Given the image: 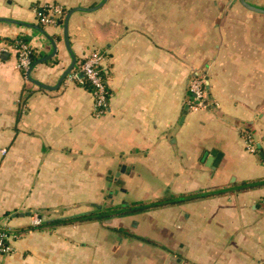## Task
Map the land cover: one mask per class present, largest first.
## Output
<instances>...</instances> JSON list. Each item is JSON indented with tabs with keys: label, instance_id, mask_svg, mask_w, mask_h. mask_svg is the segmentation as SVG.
I'll list each match as a JSON object with an SVG mask.
<instances>
[{
	"label": "crops",
	"instance_id": "obj_1",
	"mask_svg": "<svg viewBox=\"0 0 264 264\" xmlns=\"http://www.w3.org/2000/svg\"><path fill=\"white\" fill-rule=\"evenodd\" d=\"M102 1L0 0V40L22 38L39 59L55 42V56L34 67V80L54 88L71 52L77 68L102 52L110 92L109 111L96 116L92 92L70 78L73 71L47 90L17 69L15 51L0 52V219L14 211L5 222L26 232L1 264H106L93 261L91 244H100L101 255L122 230L95 228L101 220L45 223L101 206L114 166H126L114 184L135 180L148 191L147 172L170 193L160 197L158 188L152 203L165 205L143 209L147 222L135 223V264H264V21L230 0L226 7L175 0L168 11L156 1L107 0L71 15V52L66 17L38 28L46 4L70 11ZM173 14L183 21L170 20ZM208 64V109L216 113L194 116L191 84ZM243 131L257 153L247 150ZM213 152L221 155L216 169L206 165ZM194 194L202 197L178 201ZM25 213H38L45 225L30 231L35 219Z\"/></svg>",
	"mask_w": 264,
	"mask_h": 264
},
{
	"label": "rangeland",
	"instance_id": "obj_2",
	"mask_svg": "<svg viewBox=\"0 0 264 264\" xmlns=\"http://www.w3.org/2000/svg\"><path fill=\"white\" fill-rule=\"evenodd\" d=\"M148 2H154L156 1L157 4L159 5H163L165 7V9L168 11L173 10L175 7V0H145ZM163 1V2H162ZM212 1V0H211ZM211 1L207 2L206 0H203V2L205 4L207 3H211ZM248 1V0H247ZM252 2H257L259 5L264 6V0H249ZM188 2L191 3L190 0H188ZM216 2H219L221 7H226V5L232 3L234 5L236 4H240L239 0H230L227 2V0H216ZM252 2H248L251 5L257 6V4L252 3ZM151 3V4H152ZM244 7V6H243ZM258 7V6H257ZM245 8V7H244ZM246 11L250 12L247 8H245ZM167 13V12H166ZM257 18H261L262 21H264V14L262 13H254ZM171 15V14H170ZM171 19L170 20H175V21H179L180 19L177 18V14H173L172 16H170ZM216 19L218 18L226 20L224 18L221 17V15H219V17H215ZM214 18V20H215ZM243 19V18H241ZM186 20V19H184ZM180 21H183L180 20ZM263 25V24H262ZM210 65L208 64L207 67L204 66V68H201L198 70V74H199V78H201L202 80L205 79L207 80L208 74H210ZM197 77V76H196ZM195 80V79H194ZM193 80V81H194ZM193 83V82H192ZM192 85V84H191ZM210 97L208 94V108H210L211 106V102H210ZM208 108H201L197 111L192 110V114L194 116L200 114L201 112H210V113H216V111H213L211 109ZM121 160H119L120 162ZM117 166H114L112 169V172L107 174L106 180L104 181V187H103V191H102V197L100 198V202L98 203V205L103 206L102 209H98L94 206L91 207V213H98L101 210L102 211H106V210H111V209H118V212H125L127 213L128 210L126 211L125 209L122 210V208L124 207H128L130 209L139 207V206H144L147 205V203H152L154 202V196L153 193L156 191H159L158 188L161 189V191L159 192L160 197H164V196H168L169 193V189L164 187L162 184H160L157 180H155L153 178L152 175H150L149 173L145 172L144 174L141 173L142 175H144L145 180H149L151 185L154 187H151L150 190H142V189H138L135 188V180H130L128 185H125V188H123L122 183L117 182L116 184H114L113 180H117V175L119 173V171H117ZM137 172H139V168H137L136 170ZM122 177V176H121ZM119 179V177H118ZM122 180V179H121ZM119 181V180H118ZM127 188H130L129 192H127ZM122 190L123 193L120 191ZM126 191V192H125ZM117 192V195L113 197V201H110V199L108 198L109 194H113ZM112 203V207L109 209H107V205ZM85 207L86 209H90V206H82ZM14 211L8 212L6 213L3 218L0 219V223L7 221L8 219L12 218V213ZM114 213L113 211L110 212ZM18 214V213H17ZM37 214L38 213H33L31 216L34 217L35 222L37 220ZM125 215V214H124ZM147 213H145V210H132L130 213L127 214L126 219L123 220H117L115 221V218H117L116 216L121 217L123 216V214L121 215H116V216H110V217H106L103 218L99 223V225H93L95 228H105L109 231L110 234V228H117L119 230H122L123 232L121 234H114V236H109L111 240H113V242H115V244L108 242V245H106L105 247L102 246V254L100 255L99 253V249H100V244L94 245L91 244V257L93 258V261H104L106 264H135V223L140 222V224H145L147 221ZM123 218V217H121ZM110 219H113L112 223L109 222H105L108 221ZM127 220V222H129L130 226H131V230H129V227L127 225H125V221ZM35 223H33L34 226ZM41 225V223H40ZM39 226V225H38ZM127 226V227H126ZM23 231V230H22ZM124 239H128L127 242H123ZM97 247V248H96ZM104 248V249H103ZM106 252V253H105Z\"/></svg>",
	"mask_w": 264,
	"mask_h": 264
},
{
	"label": "built area",
	"instance_id": "obj_3",
	"mask_svg": "<svg viewBox=\"0 0 264 264\" xmlns=\"http://www.w3.org/2000/svg\"><path fill=\"white\" fill-rule=\"evenodd\" d=\"M40 11V22L42 25H58L64 19V7L58 4H46ZM8 50L15 51L17 55V69L24 74L31 66L33 49L30 44L22 38H17L14 44H9L0 40V52ZM105 60L104 53L96 52L89 55L81 67V73L90 82L92 87V95L94 98L93 111L96 116H102L109 111L110 94L108 91L107 81L102 74V64ZM190 91L191 97L189 106L191 110L197 111L201 108H208V91L206 80L196 75ZM70 78L79 80L77 73L70 75ZM83 84L82 81H80ZM246 148L249 152L255 154L258 152L257 142L253 139V135L247 131H243ZM36 227L40 225V218L34 222ZM32 231V230H30ZM26 234L25 231L13 228L6 222L0 223V264L2 260L15 251L14 244L20 241Z\"/></svg>",
	"mask_w": 264,
	"mask_h": 264
},
{
	"label": "water",
	"instance_id": "obj_4",
	"mask_svg": "<svg viewBox=\"0 0 264 264\" xmlns=\"http://www.w3.org/2000/svg\"><path fill=\"white\" fill-rule=\"evenodd\" d=\"M106 1H107V0H103L100 4H98L97 6H95V7H93V8H74V9L70 10L69 13L66 15L65 23H64L65 43H66V45H67V48L70 50V52H71V47H70V43H69L68 26H69V20H70L71 15H72L75 11H95V10H98V9H100V8L106 3ZM239 2L241 3L242 6H244V7L247 8L248 10H251V11H253V12H257V13H262V14H264V9L249 4L247 0H239ZM1 21H3V20L0 19V22H1ZM36 28H37V27H36ZM42 32L45 34L44 31H42ZM52 44H53V46H54L52 54L49 55V56H46V57H44V58H41V59L37 60L36 62H34V63L30 66V68L28 69V71H27V73H26V78H27V80H28L29 82H31V83H33V84H35V85H37V86H39V87H41V88L47 89V90H55V89L59 88V86H60L61 83L65 80V78L68 77V76L72 73V71H73V69H74V67H75V65H76V57H75V55L71 52V56H72V58H73V62H72V64L70 65V67L66 70V72L63 74V76L61 77V79H60L58 85H57L56 87H54V88L48 87V86H46V85H44V84L38 82L37 80H34V79L31 77V72H32V70L34 69V67L37 66V65H39V64H41V63H43V62H46V61L50 60L52 57L55 56L57 49H56V46H55V42H54V41H52ZM82 77H83V74H82V73L79 74V78H82ZM188 109H189V106H187L186 111H185V114H187ZM260 156H261V158H264V153H260ZM220 157H221L220 154H218V153H216V152H213V153L210 155V157L208 158L206 165H207L209 168H211V169H216V168L218 167V165H219ZM203 159H205V156H204ZM125 171H126V166H122V167H121V171L118 173L117 176L120 177V175L123 174V173H125ZM118 177H117V178H118ZM95 207L98 208V209H102V206H97V205H96ZM20 215H21V216H24V215L31 216L32 214H31V213H25V214H20ZM107 222L111 223V221H107Z\"/></svg>",
	"mask_w": 264,
	"mask_h": 264
},
{
	"label": "trees",
	"instance_id": "obj_5",
	"mask_svg": "<svg viewBox=\"0 0 264 264\" xmlns=\"http://www.w3.org/2000/svg\"><path fill=\"white\" fill-rule=\"evenodd\" d=\"M42 11V9L40 10ZM69 13V10L67 9H64V18L66 17V15ZM64 20V19H63ZM63 20L60 21V24L62 23L63 24ZM43 25L41 24L40 22V16H39V24H38V28H43L42 27ZM24 40V39H23ZM7 43L9 44H14V41H6ZM39 59V57L35 56L33 54L32 56V62H31V65L36 62L37 60ZM85 60H83L82 62H80L78 64V68L77 67H74L73 69V74L75 73H78L81 74V67L82 65L84 64ZM102 74L104 76V78L106 79V76H105V73L104 71L102 70ZM80 84L82 81L83 84H81V86H83L85 89L89 90L92 92V87H91V84L90 82L86 79V77L83 75L82 78H79V80H77ZM109 91V90H108ZM110 94V92H109ZM26 99H23V102H25ZM20 113V112H19ZM254 187V185L252 186H249V188H252ZM199 197H202V194H194V195H188V196H183L181 198L178 199V201H181V202H185V201H190V200H194L196 198H199ZM166 202H158V203H152L150 205H144V206H141L137 209H147V208H150V207H155V206H162V205H165ZM126 208V209H125ZM128 210V211H132L134 210L135 208L133 209H130L128 207H124L122 208V210ZM114 212V213H111L110 212ZM125 213V212H124ZM123 212H118V209H112V210H107V211H100L98 213H91V214H85V215H79V216H75V217H72V218H69V219H58V220H55V221H51V222H48V223H45L47 226L49 227H54V226H61V225H66V224H74V223H79V222H85V221H98V220H102L103 218H106V217H110V216H116V215H121V214H124ZM18 214H16L17 216ZM45 224H41L39 226H36V227H33V226H30V230H36L37 228H40L42 227L43 225ZM114 229V228H113ZM115 231H117V233H120V230L119 229H114Z\"/></svg>",
	"mask_w": 264,
	"mask_h": 264
},
{
	"label": "flooded vegetation",
	"instance_id": "obj_6",
	"mask_svg": "<svg viewBox=\"0 0 264 264\" xmlns=\"http://www.w3.org/2000/svg\"><path fill=\"white\" fill-rule=\"evenodd\" d=\"M117 195V192H115V193H113V194H109L108 195V198L110 199V201H113V197L114 196H116ZM113 205H112V203L111 204H109V205H107L106 207H107V209L109 208H111ZM112 210V209H111Z\"/></svg>",
	"mask_w": 264,
	"mask_h": 264
}]
</instances>
